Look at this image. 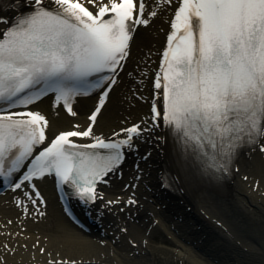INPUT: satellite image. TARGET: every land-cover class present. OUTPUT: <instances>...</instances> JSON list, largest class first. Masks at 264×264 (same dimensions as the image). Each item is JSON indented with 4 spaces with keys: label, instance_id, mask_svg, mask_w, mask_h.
Returning <instances> with one entry per match:
<instances>
[{
    "label": "snow or ice",
    "instance_id": "obj_1",
    "mask_svg": "<svg viewBox=\"0 0 264 264\" xmlns=\"http://www.w3.org/2000/svg\"><path fill=\"white\" fill-rule=\"evenodd\" d=\"M28 2L29 12L11 21L0 17V23L9 25L0 29V178L13 190L27 182L35 198L27 191L24 195L33 205L44 201L31 181L46 174L70 185L85 204L95 202L102 198L96 183L122 162V148H131L135 137L150 130L133 125L121 129L126 138L108 141L93 135V124L117 83L115 75L97 74L122 67L135 26L149 23L145 2L87 0L95 14L83 0ZM153 87L158 98L152 102L151 127L162 120L182 144L211 158L217 170H226L240 144L264 138V0H178ZM96 88L104 90L88 126L59 132L34 154L47 139L49 121L40 112L11 109L54 93V104L63 101L75 116L73 97ZM73 137L93 142L78 144Z\"/></svg>",
    "mask_w": 264,
    "mask_h": 264
},
{
    "label": "bare ground",
    "instance_id": "obj_2",
    "mask_svg": "<svg viewBox=\"0 0 264 264\" xmlns=\"http://www.w3.org/2000/svg\"><path fill=\"white\" fill-rule=\"evenodd\" d=\"M16 1L22 7L29 4ZM144 2V18L149 23L136 30L124 73L95 123L96 134L123 128L148 111L151 95L140 71L156 66V51L172 7L165 0ZM152 11L157 14L149 16ZM18 13L15 7L0 8V17L9 21ZM6 26L0 23V29ZM135 77L142 81L136 83ZM89 103L90 99L85 100L74 118L46 101L38 107L49 116L48 131L53 134L73 123L84 127L87 120L81 112ZM143 138L144 143L135 144L133 150L151 152L148 160L140 161L142 173L127 167L93 209L92 214L103 223L104 236L93 229L74 228L62 214L46 178L38 181L44 205L26 199L16 206L15 196L0 195V264H49L64 259H80L76 264H264V154L260 150L264 138L257 151L238 159L237 171L224 191L199 175L189 181L182 160L181 167L173 171L178 188L173 194L161 189V182L165 167L179 160L177 142L161 128ZM130 191L135 193L136 204H107L106 200L119 199L117 195L128 197Z\"/></svg>",
    "mask_w": 264,
    "mask_h": 264
}]
</instances>
